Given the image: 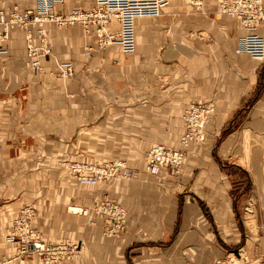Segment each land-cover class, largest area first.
Returning a JSON list of instances; mask_svg holds the SVG:
<instances>
[{
  "label": "crops",
  "instance_id": "crops-1",
  "mask_svg": "<svg viewBox=\"0 0 264 264\" xmlns=\"http://www.w3.org/2000/svg\"><path fill=\"white\" fill-rule=\"evenodd\" d=\"M220 1L170 0L159 16L136 18L129 53L117 45L89 53L93 31L48 23L52 56L37 73L26 66L23 30H9L0 54V258L12 254L7 234L29 205L44 244L81 246L57 264H264V58L236 51L247 30ZM93 4L64 0L53 12ZM32 5L0 0L4 12ZM54 60L70 62L72 76L59 78ZM210 101L203 140L183 149L184 114ZM155 144L184 151L178 174L148 173ZM85 157L124 159L133 176L83 186L64 161ZM104 198L126 211L116 236L103 233L95 211ZM23 264L44 263L32 255Z\"/></svg>",
  "mask_w": 264,
  "mask_h": 264
},
{
  "label": "built area",
  "instance_id": "built-area-1",
  "mask_svg": "<svg viewBox=\"0 0 264 264\" xmlns=\"http://www.w3.org/2000/svg\"><path fill=\"white\" fill-rule=\"evenodd\" d=\"M64 0H33L29 8L11 7L7 12L0 10V54L5 52L3 43L13 27L24 32L25 53L28 57L26 66L33 73L41 72L40 60L50 57L51 48L47 41L46 24L58 26L81 25L85 33L93 31L96 47L105 49L117 45L124 53L135 48L134 21L139 17H157L170 0H94L88 10L73 9L67 13H54L53 7L62 4ZM191 5H198L199 0H189ZM219 11L231 17L238 18L247 33L237 41L236 51L247 53L253 58H264V0H221ZM116 22L118 27L110 29V24ZM36 35V41L33 34ZM87 52V53H88ZM54 73L66 79L73 74L70 62L54 60ZM215 110L214 102L194 104L183 116L184 132L180 143L186 147L190 142L200 143L205 136V124ZM146 169L155 175L162 168H171L178 174L184 161L182 150H175L160 144L152 145L144 156ZM76 182L83 186L93 187L107 179H130L132 171L124 159H112L103 162H75L69 167ZM96 213L104 220L103 233L106 236H116L124 231L126 226V211L114 199L104 198L95 208ZM34 209L29 205L20 207L15 214L7 239L16 241V246L8 258H0V264H23L25 257L40 256L44 264H57L65 258L79 256L81 246L46 245L38 236V232L30 225Z\"/></svg>",
  "mask_w": 264,
  "mask_h": 264
},
{
  "label": "rangeland",
  "instance_id": "rangeland-1",
  "mask_svg": "<svg viewBox=\"0 0 264 264\" xmlns=\"http://www.w3.org/2000/svg\"><path fill=\"white\" fill-rule=\"evenodd\" d=\"M107 160H110V159H106V157H85V158H82L81 161L80 160H73V159H66L64 161L65 163V166H66V170H68V172H70L71 174V171L69 170V166L72 164V163H75V162H103V161H107ZM72 176V174H71ZM73 177V176H72ZM14 214V213H13ZM259 228H261V231L264 232V215L261 216V223L258 224Z\"/></svg>",
  "mask_w": 264,
  "mask_h": 264
},
{
  "label": "bare ground",
  "instance_id": "bare-ground-1",
  "mask_svg": "<svg viewBox=\"0 0 264 264\" xmlns=\"http://www.w3.org/2000/svg\"><path fill=\"white\" fill-rule=\"evenodd\" d=\"M139 18H141V17H139ZM235 18H236V17H235ZM242 25H243V24H242ZM17 28H18V27H17ZM190 143H193V142H190ZM190 143H189V144H190ZM180 144H181V143H180ZM189 144H188V145H189ZM188 145H187V146H188ZM181 146H182V144H181ZM182 148L184 149L185 147L182 146ZM182 152H183V154H184V151H183V150H182ZM183 163H184V161H183ZM183 163H182V165H183ZM181 167H182V166H181ZM162 169H163V168H162ZM169 169H171V168H169ZM160 170H161V169H160ZM160 170H159V171H160ZM147 171H148V170H147ZM148 173H149V172H148ZM158 173H159V172H158ZM158 173H157V174H158ZM149 174H150V173H149ZM157 174H155V175H157ZM150 175H152V174H150ZM132 176H133V175H132ZM118 180H123V179H118Z\"/></svg>",
  "mask_w": 264,
  "mask_h": 264
}]
</instances>
